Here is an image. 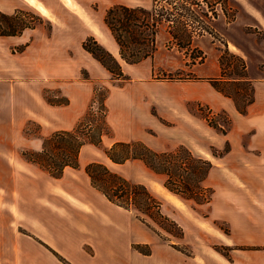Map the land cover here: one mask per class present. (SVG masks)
I'll use <instances>...</instances> for the list:
<instances>
[{"label": "rangeland", "instance_id": "rangeland-1", "mask_svg": "<svg viewBox=\"0 0 264 264\" xmlns=\"http://www.w3.org/2000/svg\"><path fill=\"white\" fill-rule=\"evenodd\" d=\"M116 3L149 6L152 0H0V13L18 12L10 26L0 15V28L11 32L26 25L19 33L0 34V91L15 86V114L22 121L12 137L15 141L39 142V147L15 144L9 168H38L39 192L46 185L55 199L62 194L68 196V188L77 192L93 186L85 165L95 160L147 185L162 201V212L182 227L183 236L177 238L146 218L152 229L131 209L138 227L134 236L146 231L155 237L153 244L140 243L144 249L151 247V252L155 246L151 254L135 257L140 264H264V245L256 240L254 226L244 224L253 223L254 218L246 219L245 208H240L254 205L256 177L233 166L239 165L242 155L238 147L233 151L235 161L228 163L231 172L223 169V156L230 150L225 133L231 118L225 109L217 107L227 96L208 80L219 74L218 56L226 47L245 59L253 85L254 76L264 80V0H229L236 11L231 22L219 9L213 27L220 40L208 33L196 38L195 44L206 55L196 64L189 63L182 51L168 43L163 30L157 35L153 56L135 64L125 62L102 20L106 9ZM88 36L117 58L122 77L113 75L82 47ZM95 94L103 97L112 134L102 137L101 147L85 144L79 152L78 166H66L62 179L23 157L24 150H40L45 137L54 131L72 129L92 105ZM64 99L68 103L63 104ZM97 105L93 103L94 108ZM115 140H142L159 151L184 144L209 159L213 164L205 180L210 187L206 192L209 200L184 202L162 185L161 175L141 161L112 162L103 147H110ZM243 155L253 156L251 152ZM20 230L27 233L24 228Z\"/></svg>", "mask_w": 264, "mask_h": 264}, {"label": "trees", "instance_id": "trees-1", "mask_svg": "<svg viewBox=\"0 0 264 264\" xmlns=\"http://www.w3.org/2000/svg\"><path fill=\"white\" fill-rule=\"evenodd\" d=\"M219 9L228 22L235 19L236 11L231 8L229 0H152L149 6L116 3L106 9L102 20L118 46L120 57L129 64L154 55L157 35L161 30L167 34L171 46L182 51L189 63L196 64L206 57L203 49L195 44L196 38L208 33L220 40L213 27ZM17 13L0 15L10 26L12 20L18 17ZM24 26L13 28L11 32L0 28V34H16ZM82 47L113 75H124L117 58L93 36H88L82 42ZM218 64L219 74L208 78L210 84L216 91L232 98L237 111L245 114L255 99L254 85L248 75L245 59L226 47L218 56ZM64 101L63 104L68 103L67 99ZM95 102L99 103L97 108L93 106ZM91 104L72 129L54 131L45 137L40 150H24L23 157L56 178L62 176L66 166L77 167L79 152L85 144L101 147L102 137L112 135L103 97L95 94ZM103 152L117 164L127 160L141 161L154 174L161 175L162 185L184 202L193 199L202 203L209 200L206 192L210 191V187L205 180L213 164L184 144L172 150L159 151L142 140H115L110 147H103ZM85 172L91 184L108 200L136 210V216L147 226L154 229L146 219L150 218L167 233L177 238L183 236L182 227L162 212V201L144 183L133 181L98 160L87 163ZM139 245H135V248L150 253L148 246L144 249ZM171 245L179 249L176 244Z\"/></svg>", "mask_w": 264, "mask_h": 264}, {"label": "crops", "instance_id": "crops-1", "mask_svg": "<svg viewBox=\"0 0 264 264\" xmlns=\"http://www.w3.org/2000/svg\"><path fill=\"white\" fill-rule=\"evenodd\" d=\"M247 69L249 73L248 64ZM254 78L255 99L245 114L238 112L228 97L217 107L231 118L225 133L230 150L223 156V169L231 172L229 161H235L233 151L238 147L242 155L239 165L233 166L256 177L254 205L240 208H245L246 219L254 218L253 223L244 224L254 226L256 240L264 245V80ZM15 94L13 85L0 91V129H4L0 131V264H140L135 257L151 254L155 246L146 254L136 251L134 244H153L155 237L146 231L134 236L138 227L133 210L111 202L93 186L77 192L68 188L67 195L76 200L63 194L62 200L55 199L46 185L39 192L38 168H9L15 144L39 147L37 140L28 143L12 137L22 122L15 114ZM228 220L234 226V221Z\"/></svg>", "mask_w": 264, "mask_h": 264}, {"label": "bare ground", "instance_id": "bare-ground-1", "mask_svg": "<svg viewBox=\"0 0 264 264\" xmlns=\"http://www.w3.org/2000/svg\"><path fill=\"white\" fill-rule=\"evenodd\" d=\"M168 194H169V192L168 191H166Z\"/></svg>", "mask_w": 264, "mask_h": 264}]
</instances>
